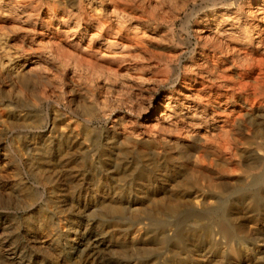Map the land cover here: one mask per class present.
Listing matches in <instances>:
<instances>
[{
    "label": "rangeland",
    "instance_id": "374dc122",
    "mask_svg": "<svg viewBox=\"0 0 264 264\" xmlns=\"http://www.w3.org/2000/svg\"><path fill=\"white\" fill-rule=\"evenodd\" d=\"M261 13L0 0V264H264Z\"/></svg>",
    "mask_w": 264,
    "mask_h": 264
},
{
    "label": "bare ground",
    "instance_id": "6f19581e",
    "mask_svg": "<svg viewBox=\"0 0 264 264\" xmlns=\"http://www.w3.org/2000/svg\"><path fill=\"white\" fill-rule=\"evenodd\" d=\"M257 4V3H256ZM239 5H240V3H239ZM33 6V5H32ZM256 6V5H255ZM257 8V7H256ZM255 11V10H254ZM222 13H226V12H222ZM261 14H263L264 15V13H261ZM260 14V15H261ZM124 15H126L125 13H124ZM209 17V16H208ZM207 18V17H206ZM225 18V17H224ZM214 19V18H213ZM216 19V18H215ZM254 19H255V15H254ZM212 20V19H211ZM218 20V19H217ZM261 21H264V16H263V18L261 19ZM209 22V21H208ZM217 24V23H216ZM250 24V23H249ZM201 26V25H200ZM211 26V25H210ZM202 27V26H201ZM219 27V26H218ZM249 27V26H248ZM226 28V27H225ZM201 29V28H200ZM209 29V28H208ZM121 31V30H120ZM200 31V30H199ZM229 31V30H228ZM233 31V30H232ZM208 32H211V31H208ZM227 32V31H226ZM234 32V31H233ZM218 33V32H217ZM120 34V33H119ZM203 34H205V32H204V29H203ZM230 34H231V32H230ZM219 35V34H218ZM234 35V34H233ZM201 36V35H200ZM214 36V35H213ZM210 37V36H209ZM131 48V47H130ZM233 49H235V48H233ZM232 51V50H231ZM234 52V51H233ZM226 53V52H225ZM121 55V54H120ZM223 55V54H222ZM233 55V54H232ZM198 59V58H197ZM220 61V60H219ZM221 63V62H220ZM205 65V64H204ZM233 66V65H232ZM236 69V68H235ZM234 69V70H235ZM236 77V76H235ZM262 77V76H261ZM239 78V77H238ZM242 78H243V76H242ZM210 79V78H209ZM234 79V78H233ZM242 80H244V79H242ZM260 80V79H259ZM223 83V82H222ZM235 83L233 82L232 84H230V85H232V89H234V85ZM181 94V93H180ZM185 96V95H184ZM187 96V95H186ZM185 96V97H186ZM199 96H201V95H199ZM191 97V96H190ZM202 98V97H201ZM159 99V98H158ZM158 99H153V104H154V107H155V109L157 110L159 107H160V102L158 101ZM212 99V98H211ZM189 100V99H188ZM191 100V99H190ZM195 100V99H194ZM203 101V100H202ZM207 101V100H206ZM186 102H188V101H186ZM191 103V102H190ZM205 103H207V102H205ZM181 104V103H180ZM192 104V103H191ZM174 106V105H173ZM224 107V106H223ZM200 110V109H199ZM186 112V111H185ZM180 113H181V111H180ZM184 113V112H183ZM188 115V114H187ZM200 115V114H199ZM166 115L163 113L160 117H161V119H166V117H165ZM189 116V115H188ZM198 117V116H197ZM150 118V117H149ZM161 121V120H160ZM185 124V123H184ZM189 125V124H188ZM174 126V125H173ZM194 126V125H193ZM196 126V125H195ZM197 127V126H196ZM180 128V127H179ZM178 128V129H179ZM182 128V127H181ZM188 128V127H187ZM190 128H192V126L190 127ZM194 128V127H193ZM171 129V128H170ZM224 129V127H221V132H222V130ZM164 130V129H163ZM167 130V129H166ZM189 130V129H188ZM186 131V130H185ZM180 132V131H179ZM228 132V131H227ZM182 133H183V131H182ZM219 133V132H218ZM230 133V132H229ZM226 134H228V133H226ZM184 135H186V134H184ZM229 135V134H228ZM235 135V134H234ZM187 136V135H186ZM221 136V135H220ZM202 137V136H201ZM219 138V137H218ZM200 139V138H199ZM231 139V138H230ZM192 140V139H191ZM121 142V141H120ZM226 142V141H225ZM119 143V142H118ZM174 143V142H173ZM227 143V142H226ZM175 144V143H174ZM228 144V143H227ZM232 144V143H231ZM232 147V146H231ZM228 148H230V147H228ZM231 149V148H230ZM199 156V155H198ZM178 206V205H177ZM181 209V208H180ZM222 209V208H221ZM181 211V210H180ZM179 208L178 207H175V208H169L168 209V214H171V215H176V214H179ZM167 213V212H166ZM182 213V212H181ZM208 213V215H210V216H213V217H215V219H218V224H220V226H221V228L226 232V233H230V232H233V231H231V226L229 227V225H227V223H226V218L224 217V214L221 212V210L220 209H216L215 211H208L207 212ZM213 219V218H212ZM163 226H165V225H163ZM236 229V228H235ZM164 236V235H163ZM210 238H211V236H209ZM89 243V242H88ZM163 245V244H162ZM167 245V244H166Z\"/></svg>",
    "mask_w": 264,
    "mask_h": 264
}]
</instances>
